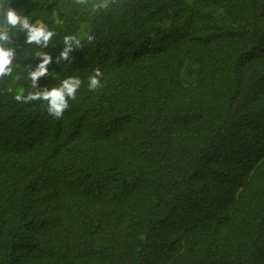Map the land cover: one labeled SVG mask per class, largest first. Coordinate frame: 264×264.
Returning <instances> with one entry per match:
<instances>
[{
	"label": "trees",
	"instance_id": "1",
	"mask_svg": "<svg viewBox=\"0 0 264 264\" xmlns=\"http://www.w3.org/2000/svg\"><path fill=\"white\" fill-rule=\"evenodd\" d=\"M96 2L11 0L55 35L10 30L0 264H264V0ZM66 34L84 38L63 61ZM39 50L40 85L83 81L59 119L7 91H32Z\"/></svg>",
	"mask_w": 264,
	"mask_h": 264
},
{
	"label": "clouds",
	"instance_id": "2",
	"mask_svg": "<svg viewBox=\"0 0 264 264\" xmlns=\"http://www.w3.org/2000/svg\"><path fill=\"white\" fill-rule=\"evenodd\" d=\"M93 10L107 9L109 0H97L96 3L89 5ZM51 17L55 18L56 24H61L62 20L58 18V13L53 10ZM10 30H14L18 35L20 31L25 34V43H35L43 47L49 44L55 32L44 21L39 18L33 19L31 13L24 10H18L11 6V0H0V80L4 77H12L13 82L20 79V74L13 76V62L16 60V49L9 46L13 38ZM87 41H92L93 36L85 34ZM84 37L75 34H66L62 37L63 48L60 52V60L68 61L74 49L82 47ZM35 55L41 57L36 67L33 69L30 65H24L21 72L26 73L23 79L26 85L30 83L32 91H27L26 87H9L7 91L13 93V99L18 103H27L33 100L45 102L48 115L54 118H61L64 111L69 108V101L74 100L77 92L80 90L83 81L78 75H69L62 78L57 85L48 87L40 85L39 78L48 76L51 63V56L39 50ZM20 69V64L15 65ZM103 72L100 68L93 70L87 77V89L95 91L103 86Z\"/></svg>",
	"mask_w": 264,
	"mask_h": 264
}]
</instances>
